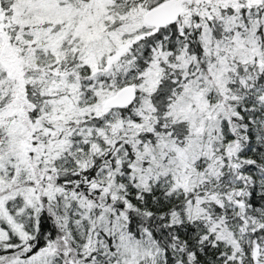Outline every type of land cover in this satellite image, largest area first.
Returning <instances> with one entry per match:
<instances>
[{
	"label": "snow or ice",
	"instance_id": "obj_1",
	"mask_svg": "<svg viewBox=\"0 0 264 264\" xmlns=\"http://www.w3.org/2000/svg\"><path fill=\"white\" fill-rule=\"evenodd\" d=\"M0 264H264V0H0Z\"/></svg>",
	"mask_w": 264,
	"mask_h": 264
}]
</instances>
